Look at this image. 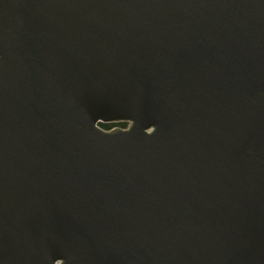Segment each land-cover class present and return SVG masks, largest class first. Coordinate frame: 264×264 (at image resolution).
<instances>
[{
  "label": "water",
  "instance_id": "95a60500",
  "mask_svg": "<svg viewBox=\"0 0 264 264\" xmlns=\"http://www.w3.org/2000/svg\"><path fill=\"white\" fill-rule=\"evenodd\" d=\"M0 264H264V0H0Z\"/></svg>",
  "mask_w": 264,
  "mask_h": 264
},
{
  "label": "trees",
  "instance_id": "16d2710c",
  "mask_svg": "<svg viewBox=\"0 0 264 264\" xmlns=\"http://www.w3.org/2000/svg\"><path fill=\"white\" fill-rule=\"evenodd\" d=\"M113 125L126 126V121H120V122H115V123L102 124V126L105 127V128H110Z\"/></svg>",
  "mask_w": 264,
  "mask_h": 264
}]
</instances>
